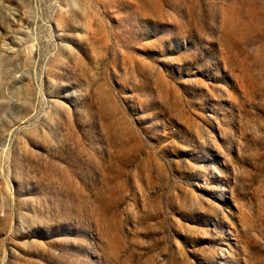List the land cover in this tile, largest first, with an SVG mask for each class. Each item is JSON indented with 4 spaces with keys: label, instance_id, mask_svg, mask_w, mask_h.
I'll list each match as a JSON object with an SVG mask.
<instances>
[{
    "label": "rangeland",
    "instance_id": "obj_1",
    "mask_svg": "<svg viewBox=\"0 0 264 264\" xmlns=\"http://www.w3.org/2000/svg\"><path fill=\"white\" fill-rule=\"evenodd\" d=\"M0 264H264V0H0Z\"/></svg>",
    "mask_w": 264,
    "mask_h": 264
}]
</instances>
